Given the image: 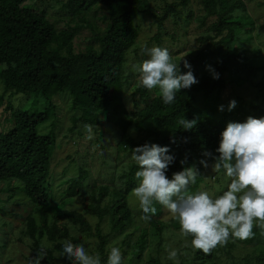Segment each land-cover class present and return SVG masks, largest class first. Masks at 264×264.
<instances>
[{
	"label": "trees",
	"instance_id": "trees-1",
	"mask_svg": "<svg viewBox=\"0 0 264 264\" xmlns=\"http://www.w3.org/2000/svg\"><path fill=\"white\" fill-rule=\"evenodd\" d=\"M60 1L65 10L62 28L51 20L45 0H0V82L4 84V93L6 90L24 95L17 105L10 100L5 102L4 93H0V108L7 104L6 126H0V181L10 180L6 186L12 190L5 202H15L21 191L35 204L40 222L33 214L29 215L22 234L30 236L37 255L44 236L55 242L53 247H44L46 256L40 264H61L56 262L54 252L63 253L65 240L77 242L61 224L63 217L77 225L80 233L96 238L101 264H107L112 245L117 247L118 243L122 264H164L158 256L146 258L150 228L161 236L168 227L160 219L163 206L158 204L157 213L146 220V226L130 227L134 212L128 204V195L139 183L135 178L139 166L132 159L133 149L145 143L168 146L175 160L169 165L167 176L172 178L173 173L195 166L200 174L188 191H198L204 179V165L200 161L215 163L221 133L228 123H243L249 116L264 117L263 49L251 46L255 22L244 0H163L162 11L158 13L159 31L152 40L169 50L172 62L178 67L180 64L181 72L189 70L179 58L181 51L164 45L163 41L166 38L180 41L181 32L187 34L185 25L191 19L202 29L195 35V54L187 58L199 83L182 89L175 101L166 105L157 88L148 90L140 84L139 73L135 76L133 72H125L128 52L137 44L141 32L137 19L141 14L155 17V0ZM193 1L201 14L195 15L190 8ZM103 10V24L97 25L92 14ZM168 17L175 23L171 32L163 29ZM86 27L91 28V34L86 38L85 49L76 51L74 38ZM213 70L219 74L218 79L214 78ZM230 81L248 83L260 93L261 100H244L239 95L231 110L228 101L223 110L217 105L208 109V102L214 97L218 99ZM63 91H68L70 98L59 93ZM60 96L70 102L72 132L81 134L80 128L85 124L96 131L111 123L122 134L114 149L116 163L110 176L103 174L100 179L91 176L86 162L79 166L76 175L63 181V210L52 209L51 205V168L59 136L52 131L42 134L38 131L40 124L56 114L51 110L58 107ZM185 118L196 121L191 130L182 129L179 124ZM131 130L138 133L131 134ZM206 150L213 155L204 156ZM109 158L104 161L107 165ZM80 197L86 200L85 212L68 209ZM88 214L100 220L95 227L88 221ZM49 215L53 222L49 221ZM252 232L248 239L229 238L224 246L230 255L229 264H264L263 252L243 257L240 262L232 254L239 243L252 246L264 243V228L254 223ZM5 233L0 236L1 246L9 238L7 233L5 239ZM221 248L218 245L205 254L187 246L189 252L182 253L185 257L182 264H221L217 254ZM65 257V264H77Z\"/></svg>",
	"mask_w": 264,
	"mask_h": 264
},
{
	"label": "rangeland",
	"instance_id": "rangeland-1",
	"mask_svg": "<svg viewBox=\"0 0 264 264\" xmlns=\"http://www.w3.org/2000/svg\"><path fill=\"white\" fill-rule=\"evenodd\" d=\"M46 5L50 11V18L59 28L65 26L64 12L65 10L61 8L62 1L60 0H45ZM172 1V0H170ZM249 15L251 19L255 22V29L253 31V44L252 47H261L263 49L262 55L264 57V0H244ZM162 5H164L163 0H155L153 6L156 11V15L150 16L147 14H141L137 19L138 25L141 27V32L137 40V44L132 47L128 52V62L126 63L125 72L134 73L136 76L137 72L134 71V67L142 64L143 60L147 59L146 53L142 50L147 47L151 48L157 46L156 42L152 40V37L157 33L160 26V19L158 14L162 11ZM190 8L197 15L201 14V9L197 6L196 2L193 1ZM103 12V13H102ZM99 16V17H97ZM104 10L98 11L95 16L92 14V21H96L97 25L103 24ZM97 17V18H96ZM181 24H184V19H181ZM185 25V24H184ZM187 34L181 32L180 41H172L168 38L164 39V45L172 47L175 51H181L179 58H188L189 55H194L196 45L195 35L198 34L202 29L198 27L197 21L191 19L189 23H186ZM171 32L175 28V23L171 17L163 22V29ZM91 34V28L86 27L81 29L76 37L74 38V48L75 50H83L86 46V38ZM136 49V50H134ZM188 60V59H187ZM133 72V73H132ZM158 92L159 89L157 88ZM4 93V84L0 82V93H4L5 102L7 100L12 101L14 104L20 102L21 98L24 97L23 94H12L10 91ZM62 96H68L70 98V93L68 91L59 92ZM160 93V92H159ZM260 93L256 88L251 87L248 83L239 84L237 82L230 81L226 86L225 90L218 96V99L212 98L208 104V109L214 106H226V102L229 103L235 99L237 96L241 95L244 100L256 99L260 101L258 97ZM58 97V107L51 110L52 115L49 120L38 126V131L42 133L54 132L57 133L59 138L56 148L54 150V156L52 154L53 162L51 168V182L53 186V202L52 209L59 207L63 210L65 199H62L63 190L65 184L63 181L79 172V166L86 164L91 170V176L98 177L99 179L103 174L110 176L113 171L112 168L115 160V146L118 140L122 137L121 131L118 127L111 123H105L101 126L100 130H94L92 138H87V133L85 128L82 127L81 134L77 131H71L70 127L73 126V120L71 118L72 111L70 110V102L68 99ZM56 99V96H55ZM71 101V99H70ZM28 99H26V104ZM72 102V101H71ZM5 103L0 108V126H6L5 116L7 113L4 111ZM201 107H204V103ZM58 108V109H57ZM58 112V113H57ZM0 127V128H2ZM78 130V129H77ZM131 134L136 135L138 131L131 130ZM114 154V155H113ZM109 158L108 165L104 163L105 159ZM115 160V161H114ZM52 161V160H51ZM212 163H208L207 168H203V181L200 183L198 191L191 190L188 191L189 194H196L198 192H207L213 199L222 195L224 191L227 190L228 185L231 182V178L226 175V170L215 172L213 171ZM10 180L0 181V197L3 201H0V236L4 235L7 238V233H9L8 241L0 243V264H35L37 259V254L34 253L32 249V239L30 236L22 234V231L26 228L27 217L33 214L38 222H40V217L36 211V206L33 202L24 195L21 191L15 196V202H5L7 194L11 193V188L6 186ZM4 193V194H3ZM62 199V200H61ZM128 204L132 211L134 212V220L131 224V229H135L137 226H146L147 221L142 218L143 213L139 208V202L131 195H128ZM86 200L84 197H80L68 205V209H77L81 212H85ZM158 211V203L154 205ZM2 208V209H1ZM162 213L160 219L165 222L168 226L162 232V235H158V232L154 228H150L152 232L150 238V245L147 251L148 258L149 255L158 256L164 264H182L185 260L183 252H189L186 249L187 246H191L190 237L184 238L180 234V224L176 226L179 222L176 218H173L168 210L161 207ZM156 211V213H157ZM155 213V214H156ZM87 219L95 227V224L100 220L98 217L88 214ZM53 222V217L49 215V221ZM61 224L66 226L70 232L71 236H74L77 240L76 244H84L86 251L89 255L94 257L100 254L97 248V240L93 236H88L82 234L78 231L77 225L71 223L66 217L60 219ZM103 226L106 224L103 223ZM138 232V231H137ZM232 237V236H230ZM21 238V239H20ZM55 242L49 240L46 236L41 239V246L53 247ZM113 247L115 245H112ZM223 248L217 250V254L220 256L222 262L221 264H229L230 255L227 253V248L222 245ZM119 248V243L117 245ZM160 247V248H158ZM171 251L177 253L176 258L169 259V254ZM264 253V243L257 244L255 246L239 243L233 250L232 254L237 257V261H242L243 257H249L253 254ZM55 260L57 263L65 264L66 257L62 255L61 252L55 251ZM254 260V259H252ZM124 261H122L123 263ZM127 264V263H126Z\"/></svg>",
	"mask_w": 264,
	"mask_h": 264
},
{
	"label": "clouds",
	"instance_id": "clouds-1",
	"mask_svg": "<svg viewBox=\"0 0 264 264\" xmlns=\"http://www.w3.org/2000/svg\"><path fill=\"white\" fill-rule=\"evenodd\" d=\"M142 51L148 58L135 66L134 71L139 73V82L144 88L159 89L164 104H172L178 92L199 83L185 56L182 60L184 67L189 69L186 73L181 72L180 64L178 67L172 62L167 48L145 47ZM214 78L218 79L219 74L214 72ZM235 106L236 101L232 100L229 110ZM220 108L223 110V106ZM179 124L182 129L191 130L196 121L185 118ZM84 128L87 138L91 139L92 125L85 124ZM216 151L219 156L215 157L213 171L225 169L231 182L215 199L207 192L188 193L189 185L195 184L200 174L195 166L173 173L172 178L167 176L169 165L175 160L168 146L145 143L132 152V159L139 166L135 173L139 183L131 195L139 202L142 218L151 219L157 211L154 205H162L178 220L181 236L193 237L191 247L205 254L218 245H225L230 236L242 240L250 238L254 223L264 228V117L249 116L243 123L229 122L221 133ZM203 154L206 157L213 155L207 150ZM200 163L208 167L207 160ZM38 253L35 264H40L46 256L44 246ZM62 255L74 259L77 264H101L98 256L88 254L84 244H73L68 240L63 242ZM176 256L177 253L171 251L168 258L174 260ZM107 264H122L118 247L111 248Z\"/></svg>",
	"mask_w": 264,
	"mask_h": 264
}]
</instances>
